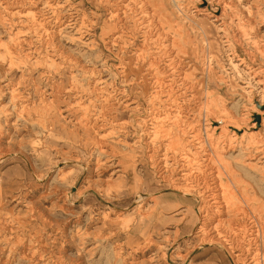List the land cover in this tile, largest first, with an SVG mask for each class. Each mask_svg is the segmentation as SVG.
Returning a JSON list of instances; mask_svg holds the SVG:
<instances>
[{"label":"rangeland","instance_id":"1","mask_svg":"<svg viewBox=\"0 0 264 264\" xmlns=\"http://www.w3.org/2000/svg\"><path fill=\"white\" fill-rule=\"evenodd\" d=\"M261 114L264 0H0V264L264 260Z\"/></svg>","mask_w":264,"mask_h":264},{"label":"bare ground","instance_id":"2","mask_svg":"<svg viewBox=\"0 0 264 264\" xmlns=\"http://www.w3.org/2000/svg\"><path fill=\"white\" fill-rule=\"evenodd\" d=\"M224 1V0H223ZM208 4V3H207ZM221 6V5H220ZM207 10V9H206ZM215 11V10H214ZM224 11V10H223ZM226 12V11H225ZM219 14V13H218ZM224 14V13H223ZM216 17V16H215ZM224 27V26H223ZM249 55V54H248ZM259 68V67H258ZM257 69V68H256ZM260 106H262V105H260ZM262 115V114H261ZM264 120V117H263V115L261 116V121H263ZM196 138V137H195ZM160 149V148H159ZM169 150V149H168ZM260 154V153H259ZM162 156H164V155H162ZM207 157V156H206ZM157 158V157H156ZM171 158H176L175 156L174 157H171ZM211 160V159H210ZM172 161H173V159H172ZM176 160H174V163L172 164V167L173 168H171V170L173 171V173L175 174L176 172H178V166H180L181 167V169L182 168H184L183 166H184V163H178L177 164V162H175ZM182 162H184L185 160H181ZM187 161V160H186ZM207 162H209V161H206V163H204V164H201V166L202 165H208L207 164ZM264 163V162H263ZM187 165V164H186ZM186 167V166H185ZM156 168H157V171L159 172V173H161V175H163V179H167L166 177H167V173H169L168 171H169V167H167V164H166V162L164 161V159L162 158V157H160L159 159H157L156 160ZM202 168V167H201ZM201 168H198L199 170H201ZM215 171V170H214ZM209 172V171H208ZM133 173V172H132ZM215 173V172H214ZM129 174V173H128ZM190 175V174H189ZM192 176V175H191ZM160 177V176H159ZM194 177V176H193ZM230 177V176H229ZM134 179H135V177H133ZM187 178V177H186ZM162 179V180H163ZM180 179V178H179ZM189 180V179H188ZM203 181L204 183H205V180H209V181H211V183L212 182H214L215 180H216V178L214 177L213 179H212V176H211V174L209 175V176H205L204 174H198L197 176H195L194 177V179L193 180H191L190 179V181L191 182H193L194 184H196V182H198V181ZM175 181H177V180H175ZM182 183V182H181ZM215 183V182H214ZM175 185L178 187V189H181V190H177V192H180L181 193V196L182 197H186V195H188V194H192L191 196H189L190 198H193L195 195L193 194V189L191 190V189H189V188H191V187H187V186H183V185H181L180 183H179V185L177 184V183H175ZM202 185V184H201ZM208 186V185H207ZM203 187V186H202ZM208 188V187H207ZM205 189V188H204ZM219 189V188H218ZM214 191V190H213ZM187 193V194H186ZM221 193V192H220ZM218 194H219V192H218ZM224 195V194H223ZM204 196H206V197H204ZM203 197V199L202 200H200V199H198V198H193L192 200H194V201H198V200H200L199 202H204L203 204H202V208H203V213H204V215H202V214H200L199 213V224H202L203 222H202V220H205V222H207V218L206 217H208L209 215L211 216V217H215V216H222L223 217V212L221 211V206H219V204H221L222 202V200H221V198H222V196H217L216 195V193H214V195L213 194H208V195H204ZM176 197V196H175ZM202 197V196H201ZM224 197V196H223ZM170 198V197H169ZM166 199V198H165ZM183 201H185V199H183V198H181ZM187 202V201H186ZM167 205V204H166ZM225 205V204H224ZM159 207V206H158ZM157 210V209H156ZM233 210V209H232ZM234 211V210H233ZM185 212V211H184ZM240 213H239V218H234V220H232V222L231 221H229V231H230V226H232V224H234V223H236L235 225H237V226H239V227H244V230H243V235H245V234H249V236H252V237H254V236H258V234L260 233V232H262L263 231V223L260 221V219L258 218V216H256V215H253V213H252V210H250V212H246L245 213V211L243 212V210H241V211H239ZM156 213V212H155ZM159 213V212H158ZM183 213V212H182ZM186 213H188V212H186ZM237 213V212H236ZM205 214H206V217H205ZM191 215V214H190ZM198 216V215H197ZM240 216L242 217V218H240ZM221 217V218H222ZM213 219V218H212ZM218 219H220V218H218ZM223 219V218H222ZM183 220H184V226H189V224H190V220L188 219V220H185L184 218H183ZM226 220V219H225ZM192 221V220H191ZM223 221V220H222ZM222 221H221V219H220V222L222 223ZM227 222H228V220H226ZM194 222V221H193ZM209 223V222H208ZM179 225H181V224H179ZM194 225V224H193ZM198 225V224H197ZM206 227V226H205ZM223 227V226H222ZM198 228H201V226H198ZM237 228V227H236ZM225 228H223V229H221V232L219 233L218 232V234L216 235L215 233H216V230L214 229V227H212V225L210 226V225H208L207 226V228H206V231L207 232H211L212 234V241L213 240H215L216 239V241H218V242H221V244H222V246L220 245V247H223L224 248V250H225V252H226V254H228L229 255V257L231 258V260L233 261V259H234V263L235 264H251V263H256V264H264V260L262 259L261 260V256L258 258V254H253L252 252H251V254H246V253H248L249 251H247L248 249H246V250H244L245 249V245H247V244H243V240H241L239 237H236V238H234L232 241H230V239L231 238H229V242H231L230 244L227 242V240L226 239H224V237H225V230H224ZM238 230V229H237ZM241 229H239V231H240ZM182 231V230H181ZM224 233V235H222L221 236V234H223ZM192 234V233H191ZM240 235V234H239ZM259 238V237H258ZM255 239H253V241H254ZM252 241V240H251ZM261 244V243H260ZM216 245V244H215ZM250 245V244H249ZM248 245V246H249ZM253 245V244H252ZM253 248V247H252ZM237 252H240V253H237Z\"/></svg>","mask_w":264,"mask_h":264}]
</instances>
